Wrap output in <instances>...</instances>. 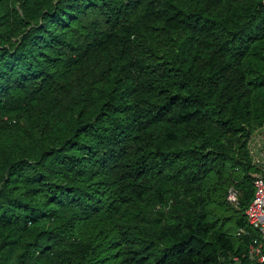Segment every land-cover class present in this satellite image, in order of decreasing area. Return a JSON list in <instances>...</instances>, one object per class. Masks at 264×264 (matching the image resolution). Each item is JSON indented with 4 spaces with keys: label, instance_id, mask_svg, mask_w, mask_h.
<instances>
[{
    "label": "trees",
    "instance_id": "trees-1",
    "mask_svg": "<svg viewBox=\"0 0 264 264\" xmlns=\"http://www.w3.org/2000/svg\"><path fill=\"white\" fill-rule=\"evenodd\" d=\"M263 125L264 0H0V264H257Z\"/></svg>",
    "mask_w": 264,
    "mask_h": 264
},
{
    "label": "built area",
    "instance_id": "built-area-1",
    "mask_svg": "<svg viewBox=\"0 0 264 264\" xmlns=\"http://www.w3.org/2000/svg\"><path fill=\"white\" fill-rule=\"evenodd\" d=\"M261 128L264 129V125ZM251 135L247 140L248 153L251 156L252 162L257 164V166H261L264 161V149L257 140L254 144L249 143V140L252 138ZM261 138L264 139V135H262ZM251 184L252 195L243 213L247 223L258 232V236L248 241L245 254L255 263L264 264V173L261 171L253 172ZM225 199L229 203L237 205V190L233 185L227 186ZM241 230L242 229L239 228L237 233ZM231 258L236 261L239 256L234 254Z\"/></svg>",
    "mask_w": 264,
    "mask_h": 264
},
{
    "label": "rangeland",
    "instance_id": "rangeland-1",
    "mask_svg": "<svg viewBox=\"0 0 264 264\" xmlns=\"http://www.w3.org/2000/svg\"><path fill=\"white\" fill-rule=\"evenodd\" d=\"M251 134L250 135L252 138L249 140V143L254 144L257 140L261 144L262 148L264 149V142H263L264 139L261 138V136L264 135V129L258 128L256 130H253Z\"/></svg>",
    "mask_w": 264,
    "mask_h": 264
}]
</instances>
